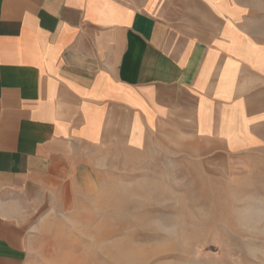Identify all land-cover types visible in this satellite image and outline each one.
I'll list each match as a JSON object with an SVG mask.
<instances>
[{"label": "crops", "instance_id": "0c3cea01", "mask_svg": "<svg viewBox=\"0 0 264 264\" xmlns=\"http://www.w3.org/2000/svg\"><path fill=\"white\" fill-rule=\"evenodd\" d=\"M161 128L209 162L264 128V0H0V264L76 205L79 151Z\"/></svg>", "mask_w": 264, "mask_h": 264}, {"label": "rangeland", "instance_id": "374dc122", "mask_svg": "<svg viewBox=\"0 0 264 264\" xmlns=\"http://www.w3.org/2000/svg\"><path fill=\"white\" fill-rule=\"evenodd\" d=\"M165 128L139 149L79 151L78 201L34 264H264V128L221 161Z\"/></svg>", "mask_w": 264, "mask_h": 264}]
</instances>
